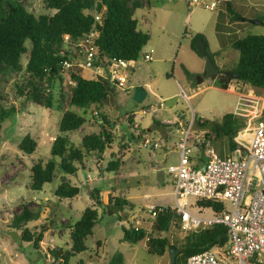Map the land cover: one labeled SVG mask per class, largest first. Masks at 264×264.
Wrapping results in <instances>:
<instances>
[{
    "label": "rangeland",
    "instance_id": "rangeland-1",
    "mask_svg": "<svg viewBox=\"0 0 264 264\" xmlns=\"http://www.w3.org/2000/svg\"><path fill=\"white\" fill-rule=\"evenodd\" d=\"M21 1L25 8L35 15L47 12L42 0ZM139 1L141 6L133 10L132 16L137 20V27L148 34V40L141 50L152 48L153 60L144 62L141 57H138L136 59L138 68L129 72V82L131 84L139 82L147 91L142 103H132L126 93L110 86L106 98L98 106V111L105 113L113 123L112 156L108 155V150L102 154L100 159L87 156L75 174H63L55 169L50 182L43 183L39 190H31L29 188V167L35 161L44 162L50 157L49 147L58 133L57 122L61 111L71 108L86 118L79 128L66 133L68 139L77 146L83 134L96 130L91 120V112L97 106L91 104L84 110L69 107L67 98L70 85L65 80H61L63 100L61 108H47L32 102L18 92L16 85L25 79L23 70L0 76V105L3 108L13 107V112L0 121V264H31L34 261H43V251L48 247L46 241L49 238L52 239L55 248L67 249L68 226L78 219L84 207L93 205L89 195L92 189H97L102 202L101 205H94L98 220L92 226L90 235L85 238V250L69 258V264H104L113 253L117 252L122 258L134 254L136 264H168L167 251L165 256L159 259L157 255L145 250L146 243L144 247L143 239L132 243L121 240L120 226L126 227L133 216H142L140 211L146 204L173 205L171 177L165 167L177 161V151L174 147L176 141L165 142L161 139L159 141L162 145L158 148L159 150L154 151L141 147L135 140L128 139L130 129L125 128L128 127L125 113L134 111L140 106L156 104L159 97L164 100L163 104L166 109H164L165 112L157 111L156 115L160 119L169 116L171 123H175L172 121L175 110L176 113L185 112L188 117H201L209 120H219L223 113L231 112L235 95L222 90L214 81L215 79H203L197 88L187 85L184 69L195 76L194 73L199 74L205 66L204 57L189 48L190 36L188 37L187 34L191 35L194 30L192 25L195 20L201 24L204 23L200 34L206 43L207 50L212 57L216 56L220 60L226 54H232L229 65L226 63L225 67L234 66L237 51L231 46L232 40L247 34H264V24L258 20H264V12L261 7L255 8L248 3L244 4L247 8H242V11L231 7L233 14L237 11L239 14L251 15V20L255 19L258 23L246 22L244 28L241 26V30L236 33L231 30L225 34L221 28L220 33L213 34L212 16H208L213 12L209 10L197 7L198 10H193L186 15V12L194 7H186L183 0ZM225 4V2L221 3V5ZM185 15L186 20L184 21ZM207 16L211 18L209 21L206 19ZM222 17L226 19V12L221 13V19ZM217 27H220L219 23ZM25 45L28 47L29 43L26 42ZM214 50L215 52H212ZM25 56L23 54L19 58L22 66L25 63ZM215 76L219 78L218 75ZM212 86H217L219 89ZM200 88L201 90L198 91ZM194 90H197L195 95L188 99L184 98ZM253 90L264 96V90ZM131 115L133 119L134 115L132 113ZM262 117L264 120V111ZM152 126L160 129V126ZM174 127L176 125L170 126V133L175 130ZM185 127L184 123L181 133ZM201 134V131L192 124L191 133L187 139L190 154L194 155L190 160L197 161L196 155L199 152L191 146L194 135L201 136ZM26 135L35 142V148L29 154L20 151L17 147L20 139ZM149 135L152 138H159L154 131ZM209 144L218 156L229 154L233 158L236 157L234 152H228L224 141H210ZM163 154H165L164 157H162ZM110 156L111 159L120 157L122 163L114 171H104L103 168ZM197 167L198 164H196ZM81 172H84L85 181ZM62 181L69 185L79 186L78 193L72 198H56L53 192L57 184ZM107 195L125 198L132 204V208L122 206L115 211L109 207L112 211L109 213L108 208L103 205ZM193 202V198H189L188 209L191 213L199 217L210 214L206 208L196 211ZM22 207L36 215V219L27 222L28 229L37 232L43 225L44 228L46 227L41 236L43 243H38L37 248L33 247L32 242L22 241L19 236L20 230L12 226L13 215L18 214ZM114 214L119 215L121 219H116ZM18 227L20 228L19 224ZM182 234L183 232L176 227H172L166 233L172 241L180 238Z\"/></svg>",
    "mask_w": 264,
    "mask_h": 264
},
{
    "label": "trees",
    "instance_id": "trees-1",
    "mask_svg": "<svg viewBox=\"0 0 264 264\" xmlns=\"http://www.w3.org/2000/svg\"><path fill=\"white\" fill-rule=\"evenodd\" d=\"M42 3L47 12L35 15L25 8L21 0H0V76L23 70L25 79L16 85L17 90L38 105L61 108L63 79L59 64L64 56L59 54L58 48L63 34L78 37L91 27H95L98 30L96 44L99 52L112 59H136L140 49L148 40L147 32L137 27V20L132 16L133 10L141 6L139 0H42ZM225 3L226 7L227 1ZM94 13L99 15V23L94 20ZM233 15L236 16V13ZM258 20L264 24V20ZM197 39L203 41L206 54L213 62L212 54L207 50L201 34L195 33L189 38V48L200 55L195 49ZM26 42L29 43L28 47L25 45ZM231 46L237 51L235 65L224 66L222 69L236 73L238 75L236 80L264 89V34L244 35L232 40ZM23 54L26 56L22 66L19 58ZM203 72L194 76L184 69V75L191 86H196V80L202 81ZM217 75L219 78L215 75L210 78L215 79L220 88H226L231 78L220 73ZM71 76L75 83L69 87L67 105L83 110L91 104L97 106L95 110L98 118L91 115L96 130L83 134L79 145H74L66 133L79 128L86 118L71 108L63 109L57 122L58 133L49 147L50 157L44 162L35 161L29 167L31 190H39L43 183L50 182L55 169L63 174H72L83 164L87 156L100 159L106 150L108 155L112 156L113 123L105 113L98 111V106L106 98L110 86L107 82L83 78L79 75ZM12 112V106L3 108L0 105V121ZM127 113H125V121L128 127L125 128L130 129L128 139L139 143L140 134L146 131L140 126L133 127L132 111ZM151 120L153 125H159V120L156 118ZM192 124L201 131L207 144L210 141H224L228 152L232 153L235 148L233 137L244 122L241 117L226 112L219 120L193 117ZM17 147L20 151L29 154L33 152L35 142L26 135L20 139ZM111 156L105 163L104 171H114L122 163L120 157L111 159ZM78 191L79 186L62 181L57 184L53 193L58 199L72 198ZM89 195L93 205L84 207L78 219L68 226L67 249L58 248L57 251H49L61 264H69V258L85 250V238L90 235L92 226L98 220L94 205H101L102 202L97 189H92ZM196 204L209 207L215 212L222 207L220 202L209 199L198 200ZM103 205L108 208L109 213L112 212L109 207L115 211L122 206L132 208V204L120 196L107 195ZM114 216L118 220L121 219L117 214ZM34 219L36 215L22 207L18 214L13 215L12 226L20 230L19 236L22 241L32 242L33 247L37 248L46 227L44 228L43 225L37 232L28 229L27 222ZM172 227L180 230L177 216L169 206H164L157 213L152 231L145 243L146 251L157 256L166 252L168 247H175L177 253L174 264H183L187 256L220 245L226 240V229L220 224H211L196 231H182L180 238H175L173 241L166 235ZM120 228L121 240L126 242H136L146 236L141 228L133 230L130 224L126 227L121 225ZM104 264H122V256L118 252L113 253Z\"/></svg>",
    "mask_w": 264,
    "mask_h": 264
},
{
    "label": "built area",
    "instance_id": "built-area-1",
    "mask_svg": "<svg viewBox=\"0 0 264 264\" xmlns=\"http://www.w3.org/2000/svg\"><path fill=\"white\" fill-rule=\"evenodd\" d=\"M186 6L201 7L212 11L228 0H184ZM99 23V15L94 13ZM98 30L91 27L78 37L68 34L61 36L58 52L64 58L60 61L59 71L62 79L70 86L75 80L71 75L107 82L129 97L133 85L129 82V72L138 68L136 59L149 62L153 59L152 48L139 51L136 59H112L98 50L96 38ZM83 71H89L87 76ZM184 98H187L185 95ZM188 99V98H187ZM163 99L156 104L137 107L132 114L155 117L157 111L164 108ZM264 96L240 89L236 93L231 113L243 119L233 140L236 157L229 154L218 156L207 144L201 134L194 135L191 147L198 150L200 166L189 160L190 148L187 139L191 133L192 117L185 122L186 127L175 142L177 161L165 167L171 177L173 205L169 209L177 216L181 231H196L211 224L223 225L226 240L220 245L187 256L183 264H264ZM193 113V111L191 110ZM98 118L97 110L91 112ZM138 123L133 122V127ZM139 144L151 151L161 145L158 138H152L147 132L140 134ZM189 198H193L196 211L203 208L209 215L199 217L188 209ZM212 200L222 204L218 212L209 207L196 204L198 200ZM227 204V206H224ZM164 207L158 204L143 206L142 216H133L129 224L133 230L141 228L148 240L157 213ZM38 243H43L41 240ZM47 249L39 264H61L49 251H57L52 239L46 241Z\"/></svg>",
    "mask_w": 264,
    "mask_h": 264
},
{
    "label": "crops",
    "instance_id": "crops-1",
    "mask_svg": "<svg viewBox=\"0 0 264 264\" xmlns=\"http://www.w3.org/2000/svg\"><path fill=\"white\" fill-rule=\"evenodd\" d=\"M183 3L185 4V1L184 0H183ZM245 3L251 4L252 7L254 6L255 8L257 6L258 7H261V9H263L262 12H264V0H228L226 7H225L226 4L225 5H221L220 4L215 10L211 11L213 13H209V15H208V16H212L211 17L212 18L211 28H212L213 34L220 33L221 28H222V30H224L223 33H225V34H228L229 32H231V30H233V32L236 33L239 30H241L240 29L241 26L244 28V26H245L244 23H246V22H250V23H253V24L254 23L255 24L258 23V22H253L251 20L252 19V16L251 15H248V14H245V13L239 14L237 11L235 12L236 13V16L230 13L232 11L231 7L232 8H235L236 10H240L241 9V11H242V8L246 7V5H244ZM185 6H186V4H185ZM194 8H191L190 10H188L186 12V15H189L193 10H198V9H196L197 7H194ZM223 11L226 12V14H227L226 19H223V17L221 19V13ZM237 14H238V16H237ZM186 15L184 17V21L186 20ZM208 16L206 17L207 21H209L211 19ZM218 19H220V20H218ZM253 20H255V19H253ZM218 23H219L220 27H217L218 26ZM203 26H204V23L201 24L200 22H198V21L195 20V22L192 25V27L194 28V30L191 32V35L193 33H199V34L202 33L201 31H202V27ZM183 32L185 33V30ZM187 35H188V37L189 36L191 37L190 34H187ZM148 48H150V47H148ZM212 52H215V50L212 51ZM230 57H232V54L231 55L230 54H226L225 56H223L222 60H220V59H218L215 56V57H213V60H214L213 64L216 67H218L219 69H222V67H224L225 65H227V64L229 65ZM203 71H204V69H202L199 72V74L201 72H203ZM88 74H89V71H83V75L87 76ZM195 74H198V73L195 72ZM196 81H197V83H196V86H194V87L197 88L198 87L197 85L199 83H201L202 81H200V82H199V80H196ZM239 82H240L239 80H232L231 79V80L228 81L226 88H221V89L222 90H226L228 92H232V94L235 95V97H236V93L240 89L246 90V91H251V92L252 91L254 92L253 89L264 90L262 88L253 87V86H251L248 83H241V82L239 83ZM186 83H187V85L189 87H193V86L190 85V82L189 81H187ZM132 85H142V84H140L139 82H136V83H134ZM206 87H209V85H206ZM212 87L219 89V87H217V86H212ZM200 90H201V88L198 89V91H200ZM196 92H197V90L191 91L189 94L186 95L187 98H189L190 96L195 95ZM146 93H147V91H146ZM254 93H257V92H254ZM257 94H260V93H257ZM260 95H263V94H260ZM164 109H166V108H163L161 110H163V112H165ZM179 116H181V117H179ZM161 117L164 118L163 116H161ZM168 117L169 116H165V119H160V118L157 117V115L155 116V118L159 120V125H157V126H160V129H158V128L155 129L152 126L153 123H152L151 118H149V117L140 116V115L135 114L132 120L136 121L139 124L140 127H142V128L145 129V131L147 133L150 134V133H152V131H154V133H156L158 135L157 137H159L158 138L159 140L163 139V140H165V142L176 141L177 138L179 137V135L181 134V128L184 125V123L187 121L188 116L186 115L185 112H182L181 111L180 113H178V112L176 113V110H175L173 112V115H172V121H175V123H171L169 121ZM160 124H163L164 126H162ZM171 125H176V127H174L175 130L172 133H170L171 130L169 129ZM161 145H162V142H161ZM157 150H159V149H157ZM164 156H165V154L162 155V157H164ZM193 156L194 155H191L190 158H192ZM196 157H197L196 158L197 161H195V159L190 160V158H189V160L195 166H196V164H198V166H200L201 159L198 157V154L196 155ZM81 173H82L81 176H82V178L84 180V172H81ZM73 174H75V172ZM96 244H97V240L95 241V246H96ZM144 247H145V242H144ZM165 254H166V252H164L162 255L158 256L159 259L160 258H163L165 256ZM39 262L40 261H34L31 264H39ZM122 264H136V261H135V258H134V254H131L128 257L122 258Z\"/></svg>",
    "mask_w": 264,
    "mask_h": 264
},
{
    "label": "water",
    "instance_id": "water-1",
    "mask_svg": "<svg viewBox=\"0 0 264 264\" xmlns=\"http://www.w3.org/2000/svg\"><path fill=\"white\" fill-rule=\"evenodd\" d=\"M252 21L257 22V20H252ZM195 49L205 59L204 72L201 76V80L208 79L213 75H217L218 73L227 75L231 79L238 78V75L234 73L233 71L221 70L213 64L209 56L206 54L204 43L201 39L196 40ZM145 95H146V90L142 85H133L129 98L133 103L140 104L145 98ZM176 253H177V249L175 247L167 248L168 264H174V257Z\"/></svg>",
    "mask_w": 264,
    "mask_h": 264
}]
</instances>
